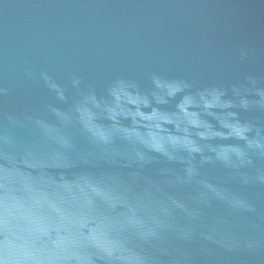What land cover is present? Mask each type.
Returning <instances> with one entry per match:
<instances>
[{
	"label": "water",
	"instance_id": "obj_1",
	"mask_svg": "<svg viewBox=\"0 0 264 264\" xmlns=\"http://www.w3.org/2000/svg\"><path fill=\"white\" fill-rule=\"evenodd\" d=\"M0 264H264V0H0Z\"/></svg>",
	"mask_w": 264,
	"mask_h": 264
}]
</instances>
